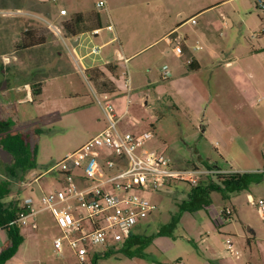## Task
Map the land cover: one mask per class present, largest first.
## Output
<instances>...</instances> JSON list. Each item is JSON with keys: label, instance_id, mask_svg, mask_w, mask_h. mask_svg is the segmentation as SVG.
<instances>
[{"label": "rangeland", "instance_id": "obj_1", "mask_svg": "<svg viewBox=\"0 0 264 264\" xmlns=\"http://www.w3.org/2000/svg\"><path fill=\"white\" fill-rule=\"evenodd\" d=\"M98 1L0 0V66L5 69L2 77L16 71L18 75L13 79L15 85L36 80L42 82L41 93L33 97L29 86L26 91L21 89L18 92L15 88L7 96H0V120L5 119L16 125V130L24 135L25 156L28 162L35 164L22 178L18 177V173L8 177L0 166V178L8 180L9 184L4 204L15 201L21 204L25 198L31 197L38 208L39 197L43 193L63 187V175L59 169L51 168L94 137L103 119L93 93L101 98L104 95L89 81L86 66L92 59L100 57L103 60L105 56L116 61L117 77L110 79L118 90L114 99H124L126 126L129 119L136 124L134 130L119 129L122 133L136 131L140 134L151 130L153 138L145 148L165 147V155L177 168H200L199 157L202 156L224 171H263L264 50L259 52L258 60H251L249 54L252 48L258 50L264 47V8L260 7L264 0H228L222 4L228 13L235 12L244 19L242 28L200 31L199 24L204 20H215V11L207 10L204 16L191 17L181 29L189 37L190 44L198 47L199 52L205 51L207 56L212 53L204 49L203 36L213 41L214 50L223 49L230 55L242 57L241 65L246 74L238 82L243 87H251V90H240L231 74L218 70V67L213 70L201 69L198 75L178 76L180 71L183 72L185 58L174 54L164 55L161 51L163 44L158 42L144 47V38L139 36L142 29L139 21L148 19L150 24H154L151 22L154 20L157 25L154 32H157L164 12L181 10L189 16V13L221 0H104L109 15L120 13L122 18L126 17L132 25L135 24L129 30L133 39L126 45L128 51L124 54L118 42L104 49L93 48L94 36L83 33L80 44L73 47L64 34L62 21L77 12H97L102 27L99 36L108 35L105 8H97ZM61 9L67 12L64 18L58 17ZM30 29L45 36L48 43L30 48L23 54L15 53V42L21 33ZM225 32L229 33L228 38H225ZM222 41L225 45H222ZM72 49L75 52L72 53ZM92 49L98 50L82 61L78 59ZM129 51L138 52L127 60L125 66L122 55L129 56ZM115 52L119 60H115ZM30 53L33 57L27 59ZM79 68L82 73L78 71ZM165 68L168 78L162 79ZM125 69L130 78L129 96L122 75ZM249 72L254 74V78L248 76ZM109 102L113 105V101ZM205 176H199L198 181L204 180ZM189 186L181 180L170 179L159 189H135V194L155 207L137 232L150 235L165 225L177 212V205L186 198ZM250 191L254 195L264 196V173L258 183L251 185ZM230 201L241 207V220L234 218L229 224L218 227L216 218L221 223L223 219L217 214ZM230 201L221 199L218 193H212L207 211L183 213L172 237H156L144 249L141 258H128L115 247L112 254L101 255L95 264H263V244L260 241L257 249L249 248L245 223L252 224L262 235L264 224L259 223L255 212L245 203V192L234 194ZM19 233L23 242L15 255L3 264H79L65 242L61 255L54 251L53 242L62 235L48 210L28 218L20 226ZM8 234L6 228H0V249ZM227 237L232 241L234 254H231L225 242ZM104 250L101 246H95L92 252L102 253ZM86 264H93L90 254Z\"/></svg>", "mask_w": 264, "mask_h": 264}, {"label": "built area", "instance_id": "obj_2", "mask_svg": "<svg viewBox=\"0 0 264 264\" xmlns=\"http://www.w3.org/2000/svg\"><path fill=\"white\" fill-rule=\"evenodd\" d=\"M261 6L264 7V2ZM96 7L104 9V0H99ZM60 14L65 15V11L61 10ZM107 29L112 30L113 26L108 24ZM173 52L176 56L182 54L179 46L174 47ZM78 71L82 73V69ZM122 75L125 89L129 92V75L126 71ZM162 76L166 77L167 72ZM93 97L104 118L103 129L51 168L59 169L63 175V187L43 193L39 197L38 208L31 197L25 198L19 204L24 211L16 220L23 225L28 218L48 210L62 235L54 240V251L61 255L65 242L79 264H86L95 246L107 249L136 234L142 222L154 212L155 207L135 194V189H159L170 179L193 186L199 176L220 172L203 167H174L165 155V147L145 148L153 138L152 131L140 134L120 132L119 119L108 97L104 95L101 98L96 93ZM247 206L264 221L263 198H248ZM229 215L230 210H225L220 217L224 219ZM225 242L231 252L236 253L230 238Z\"/></svg>", "mask_w": 264, "mask_h": 264}, {"label": "crops", "instance_id": "obj_3", "mask_svg": "<svg viewBox=\"0 0 264 264\" xmlns=\"http://www.w3.org/2000/svg\"><path fill=\"white\" fill-rule=\"evenodd\" d=\"M227 1L228 0H221L218 3H214L213 5H209L208 7L195 10V11L189 13V16L186 14L185 11H181V10H176L174 12L173 11L164 12L162 15V17L164 19L162 20V22L160 24V30L157 32L156 31L154 32V30L156 29V26H157L155 24L156 22L154 20H151V22L154 23L155 25L150 24V21H148V19L147 20L144 19L142 21H139L141 24V28H142L139 36L141 38H144V42H143L145 45L144 47L150 46V45L158 42L157 44H163V48L161 50L162 53H164V55H170V54H174V52H173L174 47L179 46L182 50V54L178 57L182 56L185 58V65L183 67L184 73L180 71V73L177 74L178 76L189 77L191 75H198V73L201 71V69L213 70L212 68L218 67V70L227 71L228 73L231 74V78H233L234 84H236V86L238 85L237 87H239L240 90L243 88H245L247 90H249V89L251 90V87L250 88L249 87H243L241 85V83L238 82V80L242 77L244 78L245 74H246L245 69L241 65L242 57L238 58L237 56L230 55L229 53H226V51H224L223 49L222 50L220 49L218 51L214 50L212 48V42L213 41L210 40L209 38L206 39L205 36L202 35L203 38L201 36L200 37L202 38V40L205 44L204 49H207L208 52L212 53L211 56H207V53L205 51L201 50V52H199L200 49L198 47L195 48L194 45L190 44L189 37L186 35V33H183L181 31V29L186 24L189 23V19L191 17H195L198 15L204 16L206 13L211 12V11H215V14H214L215 20H212V21H208V19L204 20V22L202 24H199L198 29L200 31L212 32V31L218 30V29H225V30L232 31L235 27H237V28L244 27V22H245L244 19H241V17L238 14H236L235 12H232V14H230V13H228V11L223 9L222 4L227 2ZM256 7H257V4H256ZM260 7H262V6L260 5ZM61 10H63V9H61ZM207 10H208V12H205ZM60 11H59L58 17L64 18L67 16V12H65V15H61ZM103 11L106 14V21H105L106 28L105 29L107 31H109V34L106 36L103 35L102 37H100L99 35H100V30L102 27L100 29L96 30L97 31L96 33H94V31H93V33H90L94 36L93 48L97 47L98 49H104L107 46H110L111 44H113L114 42H118V44H119V46L122 49V52L124 54L125 51H128V48H126V45L128 44V42L130 40L133 39L129 33V30L134 28L135 24L132 25L131 22L129 21V19L126 17L122 18L123 16H121L120 13H118L119 15L115 14V13H113L112 16L109 15L107 12L106 6H105V10H103ZM77 13H79V12H77ZM48 14H49V12H48ZM108 24H111L113 26L112 30L107 29ZM120 34H122V37L124 40L121 38ZM37 35H39V34L37 33ZM224 35H226L225 38H228L229 33L225 32ZM81 36H82V34L78 35V37H76V38H69V41L74 43V44L77 42L76 46H78L80 44ZM228 40H230V39H228ZM47 43H48L47 40H45L44 43H41V45H37L35 47H37V48L42 47V46H45ZM221 43H222V45H225L224 41H222ZM231 44L233 46V43H231ZM98 49H94V50L97 51ZM94 50L92 49L90 52L79 56L78 59L80 61H82L83 59L89 57L90 55L95 54V53H93ZM263 50H264V47H260L258 50H255L252 48V50L249 54V58L253 61L258 60V56L260 55L259 52H261ZM72 52H75V49H72ZM137 52L138 51L130 52V55L127 57H124V55H122L123 56V63L125 64V66H126L127 60L129 58H131L132 56H134ZM213 55H214V57H213ZM32 57H33V54L30 53L28 55L27 59L32 58ZM114 58H115V60L120 59L119 55L116 52H115ZM15 60H17V57H15ZM188 61H190L191 63H188ZM97 62H100V63L97 64ZM109 62H111V59H109L106 56L104 57L103 60L100 57L97 59H92L91 63H89L86 66V69L93 68V67H102L103 65H105ZM186 65H189V67H186ZM191 66L193 67V69L190 68ZM125 71H126V69H125ZM172 71L175 74V69L172 68ZM126 72L128 73V71H126ZM163 72L168 73L167 68H165L163 70ZM17 75H18V72H16V71L15 72L11 71L7 74V77H5L6 83H5V85L2 86L3 90L1 91L0 96H7L9 94V92L15 90V88L18 92L21 89L26 91L27 87L29 86L28 83H24L23 85H19V84L15 85V80H13V79H15V77ZM161 76H162V74H161ZM167 76H168V74H167ZM167 76L166 77L162 76V79H167L168 78ZM248 76L251 79L254 78V74L252 72H249ZM170 77L172 78V76H170ZM237 82H238V84H237ZM129 92L126 91L127 96H129ZM27 94H29V93L27 92ZM114 97H115L114 94L110 95V97H108L109 98L108 100L113 101V107H114L115 113L119 119L118 120V126H119L118 129L134 130L135 128H133V127L136 124L132 120H130V119L128 120V126L131 125V126H129L130 128H128V126H126L125 117L127 116V110L125 109V105H124L125 103H124L123 97H119L116 99H114ZM126 104H128V103H126ZM104 125H105V122H104V118H103L102 121L98 124L97 133L103 129ZM147 131H151V130H147ZM126 132L138 134L136 131H126ZM144 132H146V131H144ZM162 146H164V145H162ZM160 147L161 146H158L155 149H159ZM199 160L201 163V161H204V158L202 156H200ZM182 161L183 162H189L188 160H182ZM183 162L179 161V163L184 164ZM212 164L217 165L216 163H212ZM221 169L223 171L225 170L223 168H221ZM244 192H245V203L246 204H247L248 198H251V199L263 198L264 199V196L254 195L250 191V189L248 191H244ZM233 196L234 195H232L230 197V199L227 201H230ZM209 207H207L204 210L207 211ZM225 210H230V215L226 216L224 219L222 218L223 223L217 221V218H216L215 222L218 225V227H223L224 225L229 224L231 221L234 220V218H236L238 221L241 220L240 219L241 218L240 217L241 207L239 205L232 204L230 201L228 205L224 206L221 209V211L217 214V216L218 217L221 216V214ZM256 216L259 219V223L261 225L264 224V221L261 220L257 214H256ZM245 224H246V231L249 234L247 237V243H248L249 248L251 247L250 249H252V247H253V248L257 249L258 244H260L259 243L260 241L262 242L263 247H264V233L262 235L261 232L258 229H256L250 223H245ZM137 231L138 230H136V233H138ZM138 234H142V233H138ZM227 238H229V237H227ZM231 246H232V241H231ZM232 249L234 250L233 246H232ZM230 252H231V250H230ZM231 254H234V253L231 252ZM261 255H262L263 264H264V253H262ZM259 259H261L260 256H259Z\"/></svg>", "mask_w": 264, "mask_h": 264}, {"label": "trees", "instance_id": "obj_4", "mask_svg": "<svg viewBox=\"0 0 264 264\" xmlns=\"http://www.w3.org/2000/svg\"><path fill=\"white\" fill-rule=\"evenodd\" d=\"M64 34L68 38H76L83 33H93V31L101 28V22L97 12L94 13H74L72 17L61 23ZM37 30H26L21 33L19 40L14 44V50L17 53H26L30 48L41 45L46 40L45 36L37 35ZM26 55V54H25ZM191 63V62H190ZM190 68L193 69L191 66ZM116 61H111L102 67H93L86 69V74L89 81L102 95L110 96L118 92L114 82L110 77H117ZM31 88V96L41 93L42 82L40 80L30 81L28 83ZM19 133V132H18ZM16 133L15 125L7 120H0V147H7L9 150L15 148L19 150L20 157L18 158V167H20L18 177L22 178L26 172L35 167L34 163L28 162L24 150V135ZM201 166L207 170H216L205 176V179L198 181L196 185L189 186V191L186 198L177 206V212L174 213L169 221L159 227L150 235L133 234L123 240L122 243L115 246H110L102 253H90V262L96 263V260L101 255L106 256L112 254L115 247L122 255L133 258L143 256V251L148 247L156 237L165 236L172 237L173 230L180 222L183 213H195L199 210H204L211 205V194L218 193L223 200H229L230 197L239 192L248 191L251 185L258 183L263 176L261 172H230L222 171L220 167L210 163L207 160L201 161ZM15 168V165L12 167ZM4 173L9 176L10 170H4ZM9 184L8 180L0 178V228H6L9 232L8 238L4 246L0 249V264L12 258L17 252L20 244L23 242V237L19 233L21 223L16 222L19 214L24 211L19 203L15 201L8 205L4 204L3 200L8 196ZM9 206V207H8Z\"/></svg>", "mask_w": 264, "mask_h": 264}, {"label": "flooded vegetation", "instance_id": "obj_5", "mask_svg": "<svg viewBox=\"0 0 264 264\" xmlns=\"http://www.w3.org/2000/svg\"><path fill=\"white\" fill-rule=\"evenodd\" d=\"M4 73H5V69L2 66H0V88L6 83L5 77H2ZM16 133H18V131L16 130V125H15V137L17 136ZM0 148L8 151L11 154V156L4 155L3 159L0 158V166L3 168V170L11 169V174L19 173V170H20V167H18V163H19L18 158L20 157L19 150L15 148V151L14 150L10 151L9 148L4 147V146ZM14 165H15V168H12Z\"/></svg>", "mask_w": 264, "mask_h": 264}, {"label": "water", "instance_id": "obj_6", "mask_svg": "<svg viewBox=\"0 0 264 264\" xmlns=\"http://www.w3.org/2000/svg\"><path fill=\"white\" fill-rule=\"evenodd\" d=\"M70 43H71V45H72L73 47H75V46L77 45V42H76L75 44L72 43V42H70ZM1 90H3V87L0 88V91H1ZM4 155L11 156V154H10L8 151H6V150L0 148V158L3 159V156H4Z\"/></svg>", "mask_w": 264, "mask_h": 264}]
</instances>
